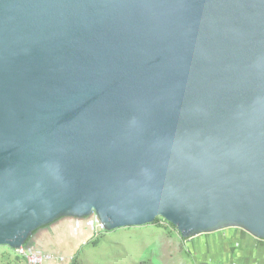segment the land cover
<instances>
[{
	"label": "water",
	"instance_id": "95a60500",
	"mask_svg": "<svg viewBox=\"0 0 264 264\" xmlns=\"http://www.w3.org/2000/svg\"><path fill=\"white\" fill-rule=\"evenodd\" d=\"M92 215L264 240V0H0V247Z\"/></svg>",
	"mask_w": 264,
	"mask_h": 264
},
{
	"label": "rangeland",
	"instance_id": "374dc122",
	"mask_svg": "<svg viewBox=\"0 0 264 264\" xmlns=\"http://www.w3.org/2000/svg\"><path fill=\"white\" fill-rule=\"evenodd\" d=\"M95 218L92 215L68 221L67 229L65 227L59 231L65 236L64 240H67L69 236L65 232L74 226L78 227L82 234L76 241L82 246L78 259L80 264L92 263L100 257L104 258L105 264H138L141 260L147 261L148 264H178L181 258V264H184L179 233L161 221V218L158 224L112 231H100L98 221L93 223ZM60 224L62 226L64 221ZM95 238L98 242L92 246L89 242ZM67 245H70V242ZM80 245H74V248L78 250Z\"/></svg>",
	"mask_w": 264,
	"mask_h": 264
},
{
	"label": "crops",
	"instance_id": "0c3cea01",
	"mask_svg": "<svg viewBox=\"0 0 264 264\" xmlns=\"http://www.w3.org/2000/svg\"><path fill=\"white\" fill-rule=\"evenodd\" d=\"M62 221L64 224L61 226ZM67 225L68 221L63 219L39 229L33 234L26 247L35 252L45 251L64 258L66 256L68 259L65 258L63 264L69 262V258L77 250L74 245L80 243L71 241L69 232H65L69 238L62 244L65 236L59 231ZM180 239L184 264H264V240L238 228H227L192 238L183 239L180 236ZM68 242L70 245H67ZM181 261L182 258L178 264H181Z\"/></svg>",
	"mask_w": 264,
	"mask_h": 264
},
{
	"label": "trees",
	"instance_id": "16d2710c",
	"mask_svg": "<svg viewBox=\"0 0 264 264\" xmlns=\"http://www.w3.org/2000/svg\"><path fill=\"white\" fill-rule=\"evenodd\" d=\"M67 220V221H73L75 218H70V217H66V218H62V219H59V220H57V221H55V222H58V221H60V220ZM158 221H160V218H158V219H156L155 220V222L153 223V224H158ZM165 221V220H164ZM55 222H53V223H55ZM94 222H97V219L95 218L94 219V221H93V223ZM172 228H174L171 224H169ZM48 226V225H47ZM47 226H45V227H47ZM74 226V225H73ZM90 226H91V224H90ZM44 228V227H43ZM174 230H176L175 228H174ZM36 231H38V230H36ZM36 231H34L33 232V234L36 232ZM68 232H69V235H70V238H71V241H73V242H76L77 240H78V237H81L80 235H82L81 234V232L79 231V229H78V227H76V226H74V227H72V228H69L68 229ZM31 239V238H30ZM30 239H28L27 240V242L23 245L24 247H26L27 246V244H28V242H29V240ZM92 239V238H91ZM184 239V238H183ZM182 239V240H183ZM65 241H67V240H64L63 242H62V244L65 242ZM97 239L95 238V239H93V240H91L89 243L92 245V246H95L96 244H97ZM60 244H61V242H60ZM82 247V246H81ZM81 247H79V249L77 250V252L76 253H74V255L72 256V259L71 260H69V262H67V263H65V264H80V262L78 261V259H80L79 258V255H81V253H80V251H81ZM26 249L27 250H30V249H28L27 247H26ZM37 252H39V253H47V252H45V251H37ZM65 258L66 259H68V257H66L65 256ZM22 262H23V259L21 258V257H19V256H17L16 254H15V252H14V250H12V249H10V248H7V247H0V264H22ZM24 263V262H23ZM84 264H105V262H104V258L103 257H100V259H98V260H94V262H90V263H84ZM138 264H148V262L147 261H144V260H141Z\"/></svg>",
	"mask_w": 264,
	"mask_h": 264
},
{
	"label": "built area",
	"instance_id": "2783aa9c",
	"mask_svg": "<svg viewBox=\"0 0 264 264\" xmlns=\"http://www.w3.org/2000/svg\"><path fill=\"white\" fill-rule=\"evenodd\" d=\"M165 224L169 225L166 221L161 219ZM99 223V222H98ZM99 230L104 231L101 224H98ZM14 252L17 256L23 259L24 264H45L49 262L50 264H63L65 258L63 256L55 255L53 253H39L32 250H27L26 247L21 246L18 249H14ZM72 257L69 258L71 260Z\"/></svg>",
	"mask_w": 264,
	"mask_h": 264
}]
</instances>
